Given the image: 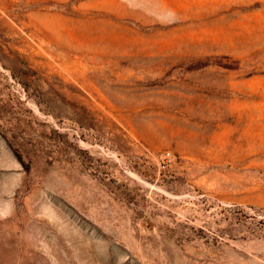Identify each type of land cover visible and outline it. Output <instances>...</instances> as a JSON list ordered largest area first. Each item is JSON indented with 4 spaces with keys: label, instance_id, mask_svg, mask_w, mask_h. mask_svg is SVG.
I'll list each match as a JSON object with an SVG mask.
<instances>
[{
    "label": "rangeland",
    "instance_id": "374dc122",
    "mask_svg": "<svg viewBox=\"0 0 264 264\" xmlns=\"http://www.w3.org/2000/svg\"><path fill=\"white\" fill-rule=\"evenodd\" d=\"M0 264H264V0H0Z\"/></svg>",
    "mask_w": 264,
    "mask_h": 264
}]
</instances>
